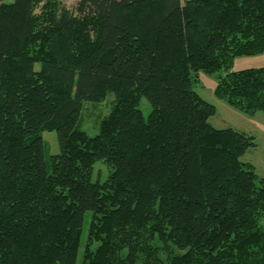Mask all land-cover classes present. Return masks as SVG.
<instances>
[{
	"label": "trees",
	"instance_id": "trees-1",
	"mask_svg": "<svg viewBox=\"0 0 264 264\" xmlns=\"http://www.w3.org/2000/svg\"><path fill=\"white\" fill-rule=\"evenodd\" d=\"M262 52L264 0L1 2L0 264H76L80 247V264H264V178L240 159L254 138L211 126L193 90ZM111 90L90 136L83 102ZM214 95L264 113V67L219 74Z\"/></svg>",
	"mask_w": 264,
	"mask_h": 264
},
{
	"label": "rangeland",
	"instance_id": "rangeland-1",
	"mask_svg": "<svg viewBox=\"0 0 264 264\" xmlns=\"http://www.w3.org/2000/svg\"><path fill=\"white\" fill-rule=\"evenodd\" d=\"M12 0H0L1 2H11ZM59 4L70 11L75 10L78 0H57ZM184 2V0H181ZM38 67V64L36 65ZM264 67V52L256 55L235 57L231 65L214 73H205L198 71L194 77L193 90H195L205 101L213 104L216 108L215 114L208 119V123L217 129L231 127L235 130L253 136L255 146L249 148L242 156L241 161L248 162L254 166V170L259 177L264 178V113L258 112L252 117L237 111L228 106L225 102L214 95V88L219 74L223 75L228 71H237L248 68ZM115 93L109 91L105 98L100 101H85L78 119V128L84 130L90 136L98 132L100 121L108 116L114 104ZM137 107L141 110L143 117L146 119L151 111V104L145 97L139 98ZM44 143L45 164L50 169V157L59 152L57 141V132L55 130L42 132ZM111 168L104 161H96L93 165L91 174L92 181H104ZM88 221H85L82 243L85 241L87 234ZM80 247L76 264H80Z\"/></svg>",
	"mask_w": 264,
	"mask_h": 264
}]
</instances>
